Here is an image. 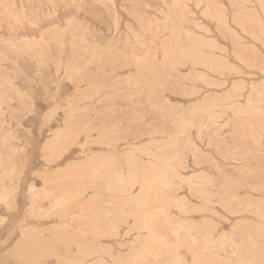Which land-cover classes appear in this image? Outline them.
I'll return each instance as SVG.
<instances>
[{
    "label": "rangeland",
    "instance_id": "1",
    "mask_svg": "<svg viewBox=\"0 0 264 264\" xmlns=\"http://www.w3.org/2000/svg\"><path fill=\"white\" fill-rule=\"evenodd\" d=\"M51 1L0 0V264H264V0Z\"/></svg>",
    "mask_w": 264,
    "mask_h": 264
},
{
    "label": "bare ground",
    "instance_id": "2",
    "mask_svg": "<svg viewBox=\"0 0 264 264\" xmlns=\"http://www.w3.org/2000/svg\"><path fill=\"white\" fill-rule=\"evenodd\" d=\"M54 1V0H53ZM53 1H51V4H52V2ZM61 1V0H60ZM63 1V0H62ZM61 1V2H62ZM99 1V0H98ZM170 1V0H169ZM27 2V1H26ZM32 2V1H31ZM49 3H50V1H48ZM65 2V1H64ZM73 2V1H72ZM71 2V3H72ZM107 2H109V4H110V2H111V0L110 1H107ZM80 3V2H79ZM177 3V2H176ZM258 3V5H259V2H257ZM1 4V3H0ZM64 4V3H63ZM75 4V3H74ZM113 4V3H112ZM112 4H110L111 6H112ZM263 4V3H262ZM7 5V4H6ZM70 5V4H69ZM98 5V4H97ZM165 5V4H164ZM3 6V5H2ZM174 6V5H173ZM261 6V7H260ZM259 7H260V10H261V8L264 6H262V5H260ZM9 7V6H8ZM217 7V6H216ZM4 8V7H3ZM111 8H114V4H113V6L111 7ZM218 8V7H217ZM80 9V8H79ZM115 9V8H114ZM113 9V10H114ZM220 9V8H219ZM259 9V8H258ZM6 10V9H5ZM263 11H264V9H262ZM263 11H261V12H263ZM4 12H6V11H4ZM161 12V11H160ZM215 12V11H214ZM242 12V11H241ZM254 12V11H253ZM252 12V13H253ZM7 14L8 13H10V12H6ZM53 13V12H52ZM115 13V12H114ZM144 13V12H143ZM209 13V12H208ZM216 13H218L220 16H223V14H222V12L221 11H218V12H216ZM248 13V12H247ZM255 13V12H254ZM264 13V12H263ZM263 13H262V15H263ZM173 14V13H172ZM183 14H184V12H183ZM1 15V14H0ZM115 15V14H114ZM146 15V14H145ZM162 15H164V14H162ZM240 15V14H239ZM253 15V14H252ZM9 16V15H8ZM10 16H12V15H10ZM139 16V15H138ZM181 16V15H180ZM248 16V15H247ZM52 17V16H51ZM254 17V16H253ZM257 17V16H256ZM140 18V17H139ZM142 18V17H141ZM140 18V19H141ZM245 18V17H244ZM36 19V18H35ZM165 19V18H164ZM217 19V18H216ZM222 19V18H221ZM247 18H245V20H246ZM248 19H250V17H248ZM247 19V20H248ZM14 20V19H13ZM154 20H156V19H154ZM165 20H167V18L165 19ZM218 20V19H217ZM236 20V19H235ZM242 20V19H241ZM16 21V20H15ZM37 21V20H36ZM70 21H71V19H70ZM164 21V20H163ZM9 22V21H8ZM33 22V21H32ZM166 22V21H165ZM240 22V21H239ZM249 22V21H248ZM258 22H260V21H258ZM139 23H141V22H139ZM245 23V22H244ZM250 23V22H249ZM248 23V24H249ZM257 23V22H256ZM65 24V23H64ZM159 24H160V22H159ZM158 24V25H159ZM242 24V23H241ZM251 24V23H250ZM18 25V24H17ZM20 25V24H19ZM116 25V24H115ZM152 25V24H151ZM255 25V24H254ZM150 26V25H149ZM156 26H157V24H156ZM166 26H167V24H166ZM242 26V25H241ZM246 26H248L247 24H246ZM260 27H261V25H259ZM32 27V26H31ZM116 27V26H115ZM148 27V26H147ZM159 27V26H158ZM161 27H162V25H161ZM243 27V26H242ZM250 27H251V25H250ZM257 27V26H256ZM259 27V28H260ZM58 28V27H57ZM70 28V27H69ZM68 28V29H69ZM154 28H156V27H154ZM258 28V29H259ZM72 29V28H71ZM87 29V28H86ZM150 29V28H149ZM157 29V28H156ZM174 29H176V28H174ZM262 29V28H261ZM260 29V30H261ZM23 30V29H22ZM67 30V29H66ZM77 30V29H76ZM75 30V31H76ZM173 30V29H172ZM54 31H55V28H54ZM58 31H60V30H58ZM70 31V30H69ZM88 31V30H87ZM148 30H146V32H147ZM155 31H157V30H155ZM178 31H179V28H178ZM71 32V31H70ZM78 32V31H77ZM149 32H151V31H149ZM188 32H190V31H188ZM188 32H186V33H188ZM56 33V32H55ZM65 33V32H64ZM76 33V32H75ZM148 33V32H147ZM158 32H156V34H157ZM170 33V32H169ZM41 34V33H40ZM166 34V33H165ZM82 35V34H81ZM173 35V34H172ZM178 35V34H177ZM183 35H185V34H183ZM192 35V34H191ZM190 35V36H191ZM85 36V35H84ZM187 36H188V34H187ZM194 36H195V38L197 39V40H202L201 39V36H196V34H194ZM228 36V35H227ZM231 36V35H230ZM253 36H255V35H253ZM257 36V35H256ZM255 36V37H256ZM81 37V36H80ZM87 37V36H86ZM133 37V36H132ZM175 37V36H174ZM166 38H168V37H166ZM189 39V36L188 37H186V39ZM56 39V38H55ZM70 39H71V37H70ZM77 39V38H76ZM83 39V38H82ZM169 39H171V38H168V40ZM25 40V46H26V48L30 51V52H32V54H34V56L33 57H35V59L38 61V62H40V63H44V61H45V57H46V55H45V51L47 50V48H48V42H47V40H46V37L44 36V35H42L41 34V36H40V38H34V39H31V40H29V39H24ZM24 40H23V42H24ZM29 40V41H28ZM72 40H74V38L72 39ZM128 40V39H127ZM126 40V41H127ZM57 41V40H56ZM71 41V40H70ZM192 41V40H191ZM22 42V43H23ZM61 42V41H60ZM143 42V41H142ZM172 42H174V41H172ZM176 42H177V39H176ZM19 43V42H18ZM75 43V42H74ZM73 43V44H74ZM115 43H116V41H115ZM126 43V42H125ZM128 43V42H127ZM140 43V42H139ZM195 43V42H194ZM203 43H205V42H203ZM2 43H1V41H0V51H1V57L4 59L5 58V49H3V46L1 45ZM55 44V43H54ZM82 44V43H81ZM87 44V43H86ZM142 44V43H141ZM165 44H167L168 45V43H167V41H166V43ZM169 44L171 45V40H170V42H169ZM177 44V43H176ZM217 44V43H216ZM51 45H52V43H51ZM61 46H62V44H60ZM77 45V44H76ZM88 46H89V44H87ZM109 45H111V44H109ZM138 45H140V44H138ZM145 45V44H144ZM178 45V44H177ZM192 45V44H191ZM195 45V44H194ZM199 45V44H198ZM79 46V45H78ZM86 46V45H85ZM98 46V45H97ZM137 46V45H136ZM142 46V45H141ZM149 46V45H148ZM164 46H166V45H163V47ZM182 46V45H181ZM187 46H189V45H187ZM236 46V45H235ZM239 46V45H238ZM249 46V45H248ZM253 46V45H252ZM59 47V46H58ZM64 47V46H63ZM71 47V46H70ZM80 47V46H79ZM94 47H95V45H94ZM104 47V46H103ZM154 47V46H153ZM167 47V46H166ZM172 47H174V46H172ZM191 47V46H190ZM208 47V46H207ZM210 47V46H209ZM237 47V46H236ZM73 48V47H72ZM87 48V47H86ZM96 49H97V47H95ZM99 48H100V46H99ZM109 48H110V46H109ZM108 47L106 48V49H108L109 51H110V49H109ZM116 48V47H115ZM138 48V47H137ZM161 48V47H160ZM168 48V47H167ZM166 48V49H167ZM189 48V47H188ZM10 49V48H9ZM24 49V48H23ZM55 49V48H54ZM59 48H57V50H58ZM77 49H79V48H77ZM81 49V48H80ZM79 49V50H80ZM139 49V48H138ZM144 49V48H143ZM142 49V50H143ZM152 49V48H151ZM171 50H172V48H170ZM187 49V48H186ZM201 49V48H200ZM234 49V48H233ZM26 50V49H25ZM98 50V49H97ZM100 50H101V48H100ZM148 50V49H147ZM164 50V49H163ZM169 50V49H168ZM170 50V51H171ZM183 50H185V49H183ZM199 50V49H198ZM202 50V49H201ZM235 50H237V49H234L233 51H235ZM240 50H242L241 48H240ZM243 50H244V48H243ZM17 51V50H16ZM119 51V50H118ZM174 51V50H173ZM193 51H194V47H193ZM239 50H237V52H238ZM19 52V51H18ZM21 52V51H20ZM29 52V53H30ZM106 52H107V50H106ZM112 52H113V49H112ZM144 52H145V50H144ZM183 52V51H182ZM185 52V51H184ZM242 52V51H241ZM246 52V51H245ZM251 52V51H250ZM27 53V52H26ZM86 53V52H85ZM84 53V54H85ZM91 53V52H90ZM94 53V52H93ZM93 53L92 54H89V56L90 55H93ZM108 53V52H107ZM131 53V52H130ZM161 53V52H160ZM164 53V52H163ZM168 53V52H167ZM234 53V52H233ZM243 53V52H242ZM103 54V53H102ZM108 54H110V53H108ZM128 54H129V52H128ZM187 54V53H186ZM200 54V53H199ZM236 54V53H235ZM234 54V55H235ZM239 54H240V52H239ZM246 54V53H245ZM30 55H31V53H30ZM111 55V54H110ZM138 55V54H137ZM146 55V54H145ZM162 55V54H161ZM165 55V54H164ZM94 56H95V54H94ZM94 56H92V57H94ZM112 56V55H111ZM118 56H119V54H118ZM143 56V55H142ZM163 56V55H162ZM162 56H161V58H162ZM196 56V55H195ZM200 56V55H199ZM236 56V55H235ZM239 56V55H238ZM244 56V55H243ZM252 56V55H251ZM69 57H70V54H69ZM85 57V56H84ZM92 57H90V60H92L93 61V58ZM120 57V56H119ZM154 57H157V56H154ZM154 57H151L152 59H154ZM172 57V56H171ZM190 57V56H189ZM240 57V56H239ZM245 57V56H244ZM60 58H61V56H60ZM113 58V57H112ZM147 58V57H146ZM165 60H167V57L165 56ZM172 58H174L175 59V57H172ZM179 58V57H178ZM114 59H115V57H114ZM134 59H136V58H134ZM144 59V57L142 58V61H145V60H143ZM156 59V58H155ZM242 58H240V60H241ZM247 59V58H246ZM52 60H53V58H52ZM86 60V59H85ZM100 60V59H99ZM102 60V59H101ZM128 60V59H127ZM131 60H133V59H131ZM147 60V59H146ZM161 60H163V61H165L164 59H161ZM169 60V59H168ZM177 60V59H176ZM79 61V60H78ZM97 61V60H96ZM139 61V60H138ZM153 61V60H152ZM152 61H148V62H152ZM170 61V60H169ZM23 62V61H22ZM67 62V61H66ZM98 62V61H97ZM171 62V61H170ZM181 62V61H180ZM202 62V61H201ZM222 62V61H221ZM255 62V61H254ZM92 63V62H91ZM94 63H95V60H94ZM100 63V62H99ZM142 63V62H141ZM159 63L161 64H163V62H161V61H159ZM168 63V62H167ZM183 63V62H182ZM239 63V62H238ZM60 64H61V62H60ZM74 64V63H73ZM87 64V63H86ZM136 64V63H135ZM143 64H144V62H143ZM146 64H148V63H146ZM150 64H153V63H150ZM158 64V63H157ZM166 64V63H165ZM171 64H173V63H171ZM41 65V64H40ZM90 65V64H89ZM164 65V64H163ZM162 65V66H163ZM183 65V64H182ZM248 65V64H247ZM251 65V64H250ZM257 65V64H256ZM71 66V67H70ZM85 66V65H84ZM147 66V65H146ZM151 66H153V65H151ZM161 66V65H160ZM166 67L165 68H167V66H168V64H166L165 65ZM171 66V65H170ZM157 67V66H156ZM155 67V68H156ZM169 67V66H168ZM256 67V66H255ZM261 67V66H260ZM135 68V67H134ZM159 69H160V67H158ZM164 68V67H163ZM170 68V67H169ZM173 68V67H172ZM171 68V69H172ZM214 68V67H213ZM212 68V69H213ZM65 69V68H64ZM162 69V68H161ZM160 69V70H161ZM215 69V68H214ZM96 70H97V68H96ZM96 70H95V72H96ZM137 70V69H136ZM153 70V69H152ZM166 70V69H165ZM173 70V69H172ZM175 70V69H174ZM264 70V69H263ZM139 71H141V70H139ZM155 71H156V69H155ZM66 72L68 73V74H70V75H72V74H77L78 75V73L80 72V70H78V67H76V66H72V65H69V66H66ZM82 72V71H81ZM162 72V71H161ZM161 72H159V74L161 73ZM166 72V71H165ZM174 72V71H173ZM172 72V73H173ZM155 73V72H154ZM153 73V74H154ZM167 73V72H166ZM171 73V74H172ZM170 74V75H171ZM151 75V77H152V74H150ZM166 75V74H165ZM154 76V75H153ZM84 77V76H83ZM126 77V76H125ZM155 78L154 79H156L158 76L156 75V76H154ZM167 77V76H166ZM171 77V76H170ZM142 78V77H141ZM144 78V77H143ZM127 79V78H126ZM129 79V78H128ZM153 79V78H152ZM168 79V78H167ZM166 79V80H167ZM152 81V80H151ZM156 82V81H155ZM79 83V82H78ZM1 86V85H0ZM264 87V86H263ZM162 88V87H161ZM97 91H98V87H96L95 85H93V84H91V85H89L88 86V89L86 90V91H84L83 93H79V99H78V102H82V101H85V100H88V99H90L92 96H94L96 93H97ZM254 94V93H253ZM147 95H150V94H147ZM263 97V96H262ZM251 98V97H250ZM8 99V98H7ZM15 99V98H14ZM15 100H17V98L15 99ZM18 102V101H17ZM5 103H6V96L4 97L3 95H0V108H1V106L2 105H5ZM19 103H20V100H19ZM233 106V105H232ZM159 107V106H158ZM234 107V106H233ZM237 107V106H236ZM255 107V106H254ZM67 109H66V111L68 112V117H72L73 118V113L74 112H77L78 110H80V109H78L74 104H73V102H70V103H68V105H67V107H66ZM231 108V107H230ZM156 109V108H155ZM235 109V108H234ZM241 109V108H240ZM160 110V109H159ZM233 111H235V110H233ZM237 111V110H236ZM235 111V112H236ZM220 113V112H219ZM232 113V112H231ZM239 113H240V111H239ZM233 114V113H232ZM72 120H74V119H72ZM71 120V121H72ZM69 121V120H68ZM179 121V120H178ZM180 121H182V118H181V120ZM183 122H184V120H183ZM69 123V122H68ZM67 123V124H68ZM71 123V122H70ZM176 123V122H175ZM177 124V123H176ZM182 124V123H181ZM241 124V123H240ZM256 124V123H255ZM254 124V125H255ZM261 124V123H260ZM68 125H70V124H68ZM257 125V124H256ZM263 125V124H262ZM261 125V126H262ZM183 126H185L184 124H183ZM241 126V125H240ZM70 127V126H69ZM176 127H177V125H176ZM260 127V126H259ZM68 128V127H67ZM183 128V127H182ZM69 129V128H68ZM181 129V128H180ZM253 129V128H252ZM86 131V130H85ZM66 132H67V130H66ZM259 133V132H258ZM2 140V139H1ZM3 141V140H2ZM262 142V141H261ZM6 147V146H5ZM9 148V147H8ZM134 148V147H133ZM6 149H7V147H6ZM4 151V150H3ZM9 152V151H8ZM7 152V153H8ZM142 152V151H141ZM5 153V152H4ZM127 154V153H126ZM125 153L123 154H119L118 155V158H120V159H126V158H129L130 157V155H126ZM176 154V153H175ZM4 155V154H3ZM7 155V157H8V154H6ZM12 157V156H11ZM6 159V158H5ZM1 160V159H0ZM7 160V159H6ZM9 161H10V159H8ZM129 160V159H128ZM100 162V161H99ZM148 163V162H147ZM176 163H177V165H179L180 164V162L177 160V157H176ZM100 164V163H99ZM103 164V163H102ZM133 164V163H132ZM106 165H108V164H106ZM150 165H152V163H150ZM99 166V165H98ZM102 166V165H101ZM136 166V165H135ZM153 166V165H152ZM100 169V168H99ZM170 169H171V172H172V174L173 175H176V172H175V167L174 166H171L170 167ZM104 171V170H103ZM98 172H99V170H98V167L97 166H91L90 167V169H89V180H90V182H89V185H91V186H93V184H95L98 180H100V176L98 175ZM166 176V175H165ZM163 173H153L152 175H151V177L148 179V180H144V181H142V183L140 184L141 185V191L142 192H148L149 193V191L150 190H152V188H153V186H154V183L156 182V180L157 179H159V181L161 180V179H163ZM264 178V177H263ZM102 179V178H101ZM165 179V178H164ZM163 179V180H164ZM114 180L115 181H117L118 183H119V181H121V178L120 177H115L114 178ZM162 180V181H163ZM76 181V180H75ZM167 181V180H166ZM87 183V182H86ZM113 183V182H112ZM160 183H161V181H160ZM159 184V183H158ZM98 185V184H97ZM161 185H162V183H161ZM99 186V185H98ZM97 186V187H98ZM117 186H118V184H117ZM165 186H168L167 185V183H165V182H163V187H165ZM173 186V185H172ZM61 187V186H60ZM89 187V186H88ZM94 187V186H93ZM92 187V188H93ZM96 187V186H95ZM127 187V186H126ZM159 187V186H158ZM100 189V188H99ZM111 189V188H110ZM164 188H162L161 190H163ZM50 190V189H49ZM95 190H96V188H95ZM165 190V189H164ZM166 191V190H165ZM196 191H198V190H196ZM95 192V191H94ZM93 192V193H94ZM99 192V191H98ZM158 192V191H157ZM34 193V192H33ZM40 193V192H39ZM107 194V193H106ZM162 194V193H161ZM160 194V195H161ZM97 195H99V194H97ZM113 196V195H112ZM145 196V195H144ZM95 197H96V194H95ZM92 198V200H93V197H91ZM145 198V197H144ZM147 199V198H146ZM161 199V198H160ZM167 199V198H166ZM92 200H89L88 201V205L90 206V207H93L94 205H95V202L94 201H92ZM96 200H97V197H96ZM155 200H157V199H155ZM164 200V199H163ZM73 201V200H72ZM162 201V200H161ZM167 201H169V199L167 200ZM167 201H165V202H167ZM143 203L145 202V199H143V201H142ZM173 202V201H172ZM241 202V201H240ZM140 203V202H139ZM156 204L158 203V202H155ZM162 203V202H161ZM161 203H158V204H160V206H161ZM57 204V203H56ZM147 204V203H146ZM150 204V203H149ZM152 204V203H151ZM150 204V205H151ZM169 204V203H168ZM175 204V203H174ZM181 205V204H180ZM55 206V205H54ZM142 206V205H141ZM183 206V205H182ZM86 207V206H85ZM146 207V206H145ZM164 207V206H163ZM64 208V207H63ZM182 208V207H181ZM180 208V209H181ZM65 210V209H64ZM164 210V209H163ZM183 210H185V209H183ZM233 210V209H232ZM255 210V209H254ZM257 210V209H256ZM159 211H161V210H159ZM239 211V210H238ZM61 212V211H60ZM83 212V211H82ZM106 212V211H105ZM182 212H184V211H182ZM252 212H253V210H252ZM53 213V212H52ZM152 213H154L153 211H152ZM157 213H159V216H161V213L160 212H158V210H157ZM97 214V213H96ZM109 214V213H108ZM155 214H156V212H155ZM184 214H185V212H184ZM235 214V213H234ZM163 215H165V214H163ZM162 215V216H163ZM256 215V214H255ZM155 215H153L152 217H154ZM156 216H157V214H156ZM167 216V215H166ZM56 217V216H55ZM151 217V215H150V218H152ZM164 217V216H163ZM73 218V217H72ZM157 218V217H156ZM171 218V217H170ZM166 219H167V217H166ZM156 220V219H155ZM157 220H158V218H157ZM88 221V220H87ZM152 221V220H151ZM150 219H149V217L147 218V217H145V216H143L142 217V222H143V225H144V227L143 228H145L146 230H147V233H148V238L151 240V239H153V241H154V237H156V235L154 234L155 232H153V231H151L153 228H151L149 225L151 224L150 222ZM155 222V221H154ZM250 222V221H249ZM249 222H247V223H249ZM252 222V221H251ZM165 223H166V221H165ZM181 223V222H180ZM241 223V222H240ZM243 223V222H242ZM245 223V222H244ZM246 223V224H247ZM140 224V223H139ZM167 224V223H166ZM126 225V224H125ZM152 225V224H151ZM163 225V224H162ZM168 225V224H167ZM172 225V224H171ZM170 225V226H171ZM236 225V224H235ZM262 226V225H261ZM260 226V227H261ZM169 227V226H168ZM173 227V226H172ZM172 227H170V229L172 228ZM183 227V226H182ZM175 228V227H174ZM179 228V227H178ZM177 228V229H178ZM173 229V228H172ZM182 229V228H181ZM251 229V228H250ZM28 230V229H27ZM145 230V231H146ZM233 230V229H232ZM247 230V229H246ZM97 231V230H96ZM171 231V230H170ZM184 231H186V230H184ZM23 232L24 233H26L25 232V229H23ZM30 232V231H29ZM183 232V231H182ZM187 232H188V229H187ZM23 233V234H24ZM32 233V232H31ZM170 233V232H169ZM175 233V235H176V232H174ZM180 233V232H179ZM235 233V232H234ZM172 234H173V231H172ZM225 234V233H224ZM22 235V234H21ZM147 235V234H146ZM175 235L173 234V236H174V238H176L175 237ZM183 235V234H182ZM257 235V234H256ZM163 236V235H162ZM189 236V235H188ZM211 236V235H210ZM177 237H178V235H177ZM207 237V236H206ZM157 238V237H156ZM155 238V239H156ZM149 239H147L146 238V241L147 240H149ZM162 239V238H161ZM211 239V238H210ZM149 240V241H150ZM159 240V239H158ZM256 240V239H255ZM261 240V239H260ZM147 242V243H150L151 244V241L150 242ZM161 241V240H160ZM166 241V240H165ZM188 241V240H187ZM175 242V241H174ZM251 242V241H250ZM203 243V242H202ZM263 243V242H262ZM165 244H166V242H165ZM135 245V244H134ZM152 245V244H151ZM176 245H178V243L176 244ZM257 245V244H256ZM149 247V246H148ZM173 247V246H172ZM172 247H170V248H172ZM177 247V246H176ZM147 248V247H146ZM180 248V247H179ZM249 248V247H248ZM264 248V247H263ZM157 249V248H156ZM173 249H175V247L173 248ZM172 249V250H173ZM253 249V248H252ZM141 250H143V248L141 249ZM146 250H148V248L146 249ZM177 250V249H176ZM223 250V249H222ZM251 250V249H250ZM143 252H145V251H143ZM152 252H154V251H152ZM170 252V251H169ZM168 252V253H169ZM173 252V251H172ZM147 253H149V251L147 252ZM147 253H146V255H147ZM167 253V254H168ZM171 253V252H170ZM176 253V252H175ZM237 253H238V251H237ZM81 254V257H87L89 254H83V253H80ZM139 254V253H138ZM145 254V253H144ZM164 254H165V252H164ZM155 255H156V253H155ZM208 255V254H207ZM236 256H235V259H236V257H237V254H235ZM152 256V255H151ZM163 256V255H162ZM166 256H169V255H166ZM213 256V255H212ZM141 257V259H142V257H144V255L142 254V256H140ZM170 257V256H169ZM234 257V256H233ZM166 258V257H165ZM174 258V257H173ZM172 258V256H171V259H173ZM179 258V257H178ZM211 258V257H210ZM239 258V257H238ZM81 259V262H83L84 260H83V258H80ZM211 260H212V258H211ZM138 261H139V259H138ZM140 261H142V260H140ZM173 261H174V259H173ZM171 262V263H173L174 264V262ZM179 261V260H178ZM237 262V261H236ZM240 262V261H239ZM238 262V263H239ZM141 263H143V262H141ZM140 263V264H141ZM234 263V262H233ZM237 263V264H238ZM168 264H169V262H168ZM177 264H179V263H177ZM240 264V263H239Z\"/></svg>",
    "mask_w": 264,
    "mask_h": 264
}]
</instances>
